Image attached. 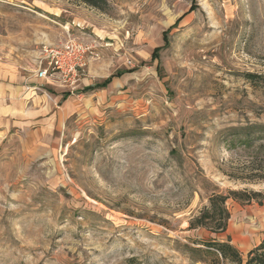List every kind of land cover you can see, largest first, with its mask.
I'll return each instance as SVG.
<instances>
[{"label":"rangeland","instance_id":"obj_1","mask_svg":"<svg viewBox=\"0 0 264 264\" xmlns=\"http://www.w3.org/2000/svg\"><path fill=\"white\" fill-rule=\"evenodd\" d=\"M68 38L91 47L89 83L115 75L64 114L35 71ZM250 72L264 0H0V264H215L211 241L244 257L264 238V138L228 129L264 133ZM213 194L224 231L192 223Z\"/></svg>","mask_w":264,"mask_h":264},{"label":"trees","instance_id":"obj_2","mask_svg":"<svg viewBox=\"0 0 264 264\" xmlns=\"http://www.w3.org/2000/svg\"><path fill=\"white\" fill-rule=\"evenodd\" d=\"M97 10L106 12L110 8V0H75ZM115 74H110L103 80L97 82L94 87L88 89L103 88L107 86ZM246 81L254 87H262L264 85V76L257 73H245ZM264 87V86H263ZM260 113L264 114L261 110ZM259 113V114H260ZM230 143L243 144L246 147H252L258 140L264 138V133L254 131V127L244 126L228 129ZM231 193H235L232 191ZM259 195L258 192H254ZM227 195L213 194L208 198L209 205L205 206L196 217L193 219V226H205L216 223L213 230L224 231L227 220L229 218L228 211L225 205ZM207 250L204 251L210 254V257L215 261V264H264V238L255 247L250 249L243 257L235 246L228 241H211L207 243Z\"/></svg>","mask_w":264,"mask_h":264},{"label":"built area","instance_id":"obj_3","mask_svg":"<svg viewBox=\"0 0 264 264\" xmlns=\"http://www.w3.org/2000/svg\"><path fill=\"white\" fill-rule=\"evenodd\" d=\"M90 48L74 38H68L57 46L44 47L35 77L73 93L84 74L87 55H92ZM41 85L31 87L40 90Z\"/></svg>","mask_w":264,"mask_h":264},{"label":"crops","instance_id":"obj_4","mask_svg":"<svg viewBox=\"0 0 264 264\" xmlns=\"http://www.w3.org/2000/svg\"><path fill=\"white\" fill-rule=\"evenodd\" d=\"M88 76H87V74H84L82 77H81V80H80V82L79 83H81V84H83L84 86L86 85V87H82V89H85V88H87V87H94V85L97 83V82H95V83H89V79L87 78ZM52 85V84H51ZM53 87H55L54 85H52ZM106 87V86H105ZM105 87H103V88H105ZM56 88H59V90H61V92H63V93H60V94H57L55 97H54V99H56L57 101L58 100H60V99H63L61 102H62V108L60 109L61 110V112L63 111L64 112V114L66 113L67 114V112H70L71 111V108H70V103L69 102H71L72 100H71V95H70V92L68 91V89H65V88H63V87H58V86H56ZM95 88H93V89H88V90H94ZM98 89H100V88H98ZM44 98H45V96H43ZM35 102H36V100H37V103H40V101H42L43 100V98L42 97H40V96H37L35 99ZM40 109L42 110L43 108L42 107H40ZM39 109V110H40ZM40 110V112L38 113V114H42L41 111ZM62 115H64L63 113H61ZM59 115H60V112L59 111H55V115H54V118H59ZM1 116H5V114L4 113H1Z\"/></svg>","mask_w":264,"mask_h":264}]
</instances>
